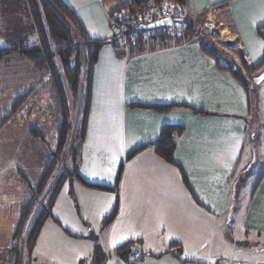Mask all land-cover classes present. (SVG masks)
Returning a JSON list of instances; mask_svg holds the SVG:
<instances>
[{
	"label": "crops",
	"instance_id": "1",
	"mask_svg": "<svg viewBox=\"0 0 264 264\" xmlns=\"http://www.w3.org/2000/svg\"><path fill=\"white\" fill-rule=\"evenodd\" d=\"M65 1L88 36L108 40L115 36L111 11L127 5L125 0ZM182 9L189 24L197 28L207 19L225 23L236 41L221 45L240 52L249 66L264 62V0H189ZM200 37L135 53L117 41L108 42L98 53L78 168L80 177L92 185L76 180L84 186V197L94 195L92 200L99 192L106 197L116 192L117 213L103 231L109 251L141 239L145 253L137 258L162 259L173 254L184 262L201 261L205 255L219 254L223 232L232 225L226 216L234 210L238 182L233 184L243 165L249 116L261 100L259 93L252 99L233 74L219 68L229 61L214 58L209 51L218 55L215 45H204ZM172 102L210 114H196L185 107L159 111L133 104ZM263 115L262 110L258 116ZM165 124L184 127L177 137L175 164L150 144ZM252 136L253 142L258 139L254 131ZM107 156L111 163L107 164ZM244 166V172H250L252 164L246 161ZM92 200L93 211L104 209V215L107 199ZM243 215L242 227L246 234L253 233L257 245L261 242L257 235L264 236V170ZM10 237L12 232L6 235L8 243ZM172 242L177 244L172 247ZM237 249L241 248L233 245ZM257 249L254 253L260 255Z\"/></svg>",
	"mask_w": 264,
	"mask_h": 264
},
{
	"label": "trees",
	"instance_id": "2",
	"mask_svg": "<svg viewBox=\"0 0 264 264\" xmlns=\"http://www.w3.org/2000/svg\"><path fill=\"white\" fill-rule=\"evenodd\" d=\"M164 1L166 0H131L127 5L111 11L110 14L116 10L125 9L137 15L143 13L150 6L161 5ZM170 1L181 7L189 3V0ZM5 8L10 13L9 21L14 24L18 23L16 17H13L14 15L24 13L26 16L24 21L16 27L23 33L19 43H13L10 40L9 45L0 47V84H3V87L0 86V94L6 96L5 101H10L6 106L1 107L3 104L0 105V126L7 123L22 109L32 97L37 86L43 82L51 99L48 108L54 114L53 128L56 132V147L43 157L42 170L38 180L35 183L31 182L29 176L18 169V173L30 195L19 206L17 221L12 232V244L3 249L6 250V258L0 260V264H35L36 258L33 256V248L43 223L48 217L58 221L53 212V203L64 180L67 177L76 176L83 183L92 185L80 177L77 168L81 160V150L85 138L93 67L98 60L100 49L108 42L115 44L117 41L135 53L146 49L164 47L172 42H185L198 34L201 35V42L204 45L212 43L206 37V32L198 31L197 27L189 24L186 17L180 22L183 29L179 34L172 35L163 32V26L151 30L142 29L140 25L143 23H140L130 24L125 32L115 34L112 39L108 40L88 36L77 13L65 0H10ZM146 32L154 34L148 38H143ZM123 37L125 39H121ZM32 38L35 39V42L30 43ZM216 44L221 46L220 43L216 42ZM81 51L85 52L83 63L80 61ZM209 52L214 58L221 60V55ZM232 52L235 55L234 63L231 64L228 60V65L219 64V68H224L233 74L235 79L244 87L246 93L250 94L253 99L257 94V92L253 93L254 89L257 88L255 83L252 87L245 80L244 75L242 77L238 71L243 68L245 71L256 73L258 70H262L264 62L259 66H249L240 52ZM237 61L239 62L237 63ZM43 85L41 86L44 88ZM133 104L159 111L185 107L196 114H210L203 108L193 107L186 103ZM183 131L184 127L181 125L165 124L158 138L150 144L166 161L175 164L174 152L177 137ZM29 133L33 138L42 142L47 140L43 128L37 125L30 126ZM181 171L189 190L193 193L187 176L182 169ZM57 172L59 175L56 178L50 198L46 203H40L46 188ZM38 208L39 210L34 216V212ZM117 209L118 197L115 208L103 221L104 230L115 218ZM142 244L141 239L130 240L116 247L114 252L128 262L132 256L139 257L145 253ZM176 244L177 242H172L170 246L173 247ZM104 260L105 253L96 243L91 261L94 264H104Z\"/></svg>",
	"mask_w": 264,
	"mask_h": 264
},
{
	"label": "rangeland",
	"instance_id": "3",
	"mask_svg": "<svg viewBox=\"0 0 264 264\" xmlns=\"http://www.w3.org/2000/svg\"><path fill=\"white\" fill-rule=\"evenodd\" d=\"M4 1L0 0V41H2L0 47L9 45L10 40L13 43H19L23 33L16 27L24 21L26 16L24 13H17L18 16L14 15L13 17H16L18 23L10 22V13L5 8L10 0ZM130 2L131 0H125V4ZM164 2L175 4L170 0ZM200 24L201 26L197 25L199 26L198 31L206 32V37L215 45L218 54L221 55V60H230V63L233 64L235 61L234 53L230 49L216 44V42L223 44L231 38L235 39L229 26L211 19L204 20V23L201 21ZM152 34L154 33L143 35V38H148ZM32 42H35L34 38L30 40V43ZM84 53L81 51V63H83ZM238 72L242 77L244 75L245 80L254 87L255 82L252 78L255 76L254 71H245L240 68ZM43 84L44 82L41 85ZM41 85L37 86L32 97L22 109L7 123L0 126V260L6 258V250H3L7 241L6 235L10 236L14 230L19 206L30 195L18 173V169L24 171L31 182L35 183L41 174L43 157L56 147V132L53 128L54 114L48 108L51 99L47 88L44 85L43 88ZM255 85L257 88L254 89L253 93H259L261 102L249 116L251 123H249L247 130L249 138L244 150L243 165L239 170L238 180L233 184L236 185L238 182L237 191L234 193L236 194L235 204H232L234 210L230 214L227 213L226 216V222L229 223V220L232 219L230 221L232 225H228L223 232L221 237L223 240L218 245V255L208 254L200 259L201 261L186 262L173 254H167L166 258L162 259L159 257L140 259L132 256L131 261L126 262L115 254L113 249L111 251L107 249L103 233L105 230L103 228L100 230L101 223L103 224L105 217L113 211L117 204L116 192H111L112 194L107 197L103 194L104 192H99V197H95L93 200L94 195L91 199L86 198L82 193L84 186H81L77 182L76 176H73L64 180L54 200L53 212L58 221L48 217L40 229L35 243L36 247L33 250V255L36 258L35 264H93L91 257L95 251L96 243L105 253L104 264H201L199 262H203L202 264H240L242 262L245 264H264V236L257 235L261 242L256 245L253 233L246 234L247 232L242 227L244 210L258 178L264 170V115L258 116L262 110L264 111V80ZM0 86L3 87V84ZM5 99L6 96L0 94V105L3 104L1 107L10 103ZM254 123H258V125L254 126ZM32 125L43 128L47 138L45 142L30 135L29 128ZM253 131L258 136V139L254 138V142L251 140ZM246 161L252 164V168L250 172L245 173L244 164ZM111 162L107 156V164ZM110 166L109 164L108 168ZM78 168H80V164H78ZM58 175L59 172L55 174L46 188L40 203H46L50 198ZM97 199H104V201L107 199L104 215H101L104 209H101L100 212L93 211V203H89L91 202L89 200ZM88 222H91V225ZM11 240L10 237L9 243L7 241L8 247L12 244ZM233 245L241 249H237L235 252ZM246 245L249 246L246 247ZM255 246L261 249L254 248ZM256 249L260 251V255L254 253Z\"/></svg>",
	"mask_w": 264,
	"mask_h": 264
},
{
	"label": "built area",
	"instance_id": "4",
	"mask_svg": "<svg viewBox=\"0 0 264 264\" xmlns=\"http://www.w3.org/2000/svg\"><path fill=\"white\" fill-rule=\"evenodd\" d=\"M111 15V26L114 34L125 32L131 24L149 23L161 18L169 17L172 24L163 26L162 31L168 34H179L183 29V25L176 21L177 18H184V11L178 4L162 3L161 5L150 6L141 14H133L128 10H116ZM148 33H144L147 35ZM121 39H125L124 37Z\"/></svg>",
	"mask_w": 264,
	"mask_h": 264
},
{
	"label": "water",
	"instance_id": "5",
	"mask_svg": "<svg viewBox=\"0 0 264 264\" xmlns=\"http://www.w3.org/2000/svg\"><path fill=\"white\" fill-rule=\"evenodd\" d=\"M176 21L182 22L183 18H177L175 19ZM172 24V19L169 17H165V18H161L149 23H143L140 25V28L142 29H146V30H151V29H155V28H159L162 26H169ZM236 39H228L227 41H225L226 44H233L235 43ZM262 80H264V70L257 76L254 77V82L255 84H259L262 82Z\"/></svg>",
	"mask_w": 264,
	"mask_h": 264
},
{
	"label": "snow or ice",
	"instance_id": "6",
	"mask_svg": "<svg viewBox=\"0 0 264 264\" xmlns=\"http://www.w3.org/2000/svg\"><path fill=\"white\" fill-rule=\"evenodd\" d=\"M0 43H2V41H0ZM262 47H264V45H262ZM115 163H116V159H115V157H113V164H115ZM108 171L111 172V169H108ZM113 243H115V241Z\"/></svg>",
	"mask_w": 264,
	"mask_h": 264
}]
</instances>
